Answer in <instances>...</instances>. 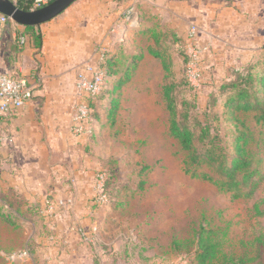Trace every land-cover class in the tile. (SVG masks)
<instances>
[{"label":"rangeland","instance_id":"rangeland-1","mask_svg":"<svg viewBox=\"0 0 264 264\" xmlns=\"http://www.w3.org/2000/svg\"><path fill=\"white\" fill-rule=\"evenodd\" d=\"M88 2L89 8L131 6L136 22L116 21L93 43L97 49L106 46L104 90L94 112L87 108L84 131L76 135L71 130L80 140L79 167L94 178V194L86 198L89 210L80 216L88 215L89 225L76 228L81 237L86 234L88 250L106 255L108 264H198L199 241L204 238L215 247L219 263L224 257L245 256L260 240L259 250L248 257L258 255L264 261V126L254 112L227 105L233 91L224 87L245 73L249 64L264 58V35L253 41L222 25L221 14L232 0ZM5 32L6 40L17 48L19 38L28 37L12 21ZM156 53L167 61L168 72ZM171 84L179 115L183 100L191 103V118L179 117L181 123L207 125L228 162L239 144L257 169L253 185H242L235 194L219 187L226 179L216 166L192 167L212 181L187 172V153L169 132L172 113L164 88ZM8 147L0 151V178L15 175V163L25 159ZM204 147L198 144L199 150ZM25 157L36 159L33 151ZM99 176L107 181L106 196L97 188ZM17 191L9 184L0 187V264H35L34 258L48 261L45 248L50 244L40 241L49 233L45 222L53 224L64 214L73 191L69 199L61 198V210L54 199L47 198L40 207L39 201ZM47 202L54 205L52 212ZM23 251L28 260H11Z\"/></svg>","mask_w":264,"mask_h":264},{"label":"crops","instance_id":"crops-1","mask_svg":"<svg viewBox=\"0 0 264 264\" xmlns=\"http://www.w3.org/2000/svg\"><path fill=\"white\" fill-rule=\"evenodd\" d=\"M88 3L78 0L62 15L40 26L39 48L29 37L25 44L14 47L12 40H6L5 29L0 37V74L21 71L35 90L33 99L18 114L0 116V151L9 146L10 152H20L25 158L16 164L11 153L17 171L2 176L0 187L9 184L29 200L39 201L40 207L54 199L56 205L60 203L59 210L61 198L69 199L73 191L72 201L62 210L64 214L53 224L45 222L49 233L40 241L50 244L45 248L47 264H108L106 255L97 256L88 250L85 235L81 237L76 229L89 225L88 215L80 216L89 210L86 198L94 194V178L79 167L82 160L76 157V147L80 140L71 132L72 116L81 103L76 95L77 74L106 47L97 49L93 43L101 40L105 27L125 18L131 6L89 8ZM220 19L233 33L260 40L264 35V0H232ZM26 149L28 154L33 151L36 159L26 158ZM35 162L38 165L31 167L29 163ZM39 194L44 198H37Z\"/></svg>","mask_w":264,"mask_h":264},{"label":"trees","instance_id":"trees-1","mask_svg":"<svg viewBox=\"0 0 264 264\" xmlns=\"http://www.w3.org/2000/svg\"><path fill=\"white\" fill-rule=\"evenodd\" d=\"M16 5L22 10L29 11L27 4L23 0L16 1ZM23 28L35 47H41L42 32L40 27ZM155 55L162 59L163 67L165 71L168 72L170 68L167 61L164 60L160 54L156 53ZM106 64L107 62L105 60L103 64L104 69ZM247 67L248 69H245V73L238 74L234 80L228 82V84L224 86L229 87L233 91L226 104L234 106L236 110L254 112L256 121L264 126V58L257 62H252ZM188 85L190 86L189 83ZM174 89L175 85L173 84L167 85L164 88V96L172 113L169 132L170 135L178 141L181 148L187 153L185 162L187 172L193 173L194 177L212 181L207 174L199 175L192 170V167L195 165L205 163L210 166H216L220 173L225 177L226 180L222 182L219 181L221 183L219 187L225 192H234L237 194L241 190L242 185H253L255 183L254 176L257 173V169L252 167V158H246L243 154V149L240 148L241 146L236 144L235 156H233L231 161L228 162L226 154L223 151H219L217 145L214 144L210 129L207 125L204 126V124L196 123L193 126H188L182 124L179 117L183 121H188L191 118V103L184 99L181 104L182 113L179 115L175 108L172 96ZM103 90L96 96H89L86 98L91 114L95 110V104L101 100L100 95H102ZM237 141H239V139ZM200 143L206 144V147H204L203 150L198 149V144ZM239 175L241 178H239ZM103 188L105 195H107L106 180L103 182ZM258 241L260 240L252 243L250 252L252 251L254 253L259 250L260 246ZM199 247L200 252L197 256L198 264H264L263 259L261 257L258 258V255L256 258L248 257L250 252L246 254L247 256L245 255L239 258L224 257L221 262L216 263L214 246L208 244L206 239L200 238ZM33 261L35 264H47V261L41 262L38 258H34Z\"/></svg>","mask_w":264,"mask_h":264},{"label":"built area","instance_id":"built-area-1","mask_svg":"<svg viewBox=\"0 0 264 264\" xmlns=\"http://www.w3.org/2000/svg\"><path fill=\"white\" fill-rule=\"evenodd\" d=\"M16 4V1L13 0ZM27 4L29 11L38 10L50 4L52 0H23ZM134 10L131 8L126 16L125 21L129 24H134L136 22L133 21ZM10 19L0 13V37L2 31L9 24ZM21 44H25L26 38L21 37ZM106 59V51L103 50L99 53L98 59L94 62L86 64L77 74V84L76 91L78 95L81 97V103L76 106L75 116L72 121V130L76 135H80L84 131V126L87 118V108L88 104L86 98L91 96L98 95L105 84L106 80V72L104 70L103 64ZM21 71L14 72L12 74H0V116L8 117L14 114H18L29 101H31L34 97V87L33 84L29 80H27ZM98 189L102 190V194L104 193L103 182L104 176H99L97 178ZM106 196V195H105ZM49 204V209L52 212L54 210V205L52 202H47ZM83 236L86 234H82ZM12 261H16L20 259L22 261L28 260L29 254L27 252H20L12 255Z\"/></svg>","mask_w":264,"mask_h":264},{"label":"water","instance_id":"water-1","mask_svg":"<svg viewBox=\"0 0 264 264\" xmlns=\"http://www.w3.org/2000/svg\"><path fill=\"white\" fill-rule=\"evenodd\" d=\"M77 1L54 0L38 10L25 11L20 9L12 0H0V13L19 26L40 27L62 15Z\"/></svg>","mask_w":264,"mask_h":264}]
</instances>
